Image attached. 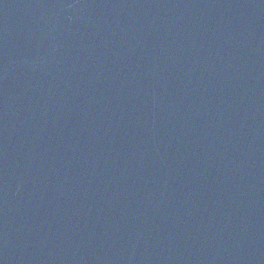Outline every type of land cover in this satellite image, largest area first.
<instances>
[{"label": "water", "instance_id": "obj_1", "mask_svg": "<svg viewBox=\"0 0 264 264\" xmlns=\"http://www.w3.org/2000/svg\"><path fill=\"white\" fill-rule=\"evenodd\" d=\"M0 264H264V0H0Z\"/></svg>", "mask_w": 264, "mask_h": 264}]
</instances>
